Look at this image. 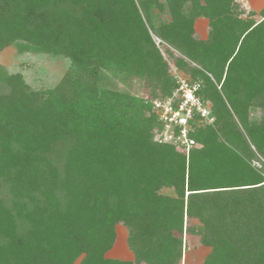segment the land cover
<instances>
[{"label":"trees","instance_id":"1","mask_svg":"<svg viewBox=\"0 0 264 264\" xmlns=\"http://www.w3.org/2000/svg\"><path fill=\"white\" fill-rule=\"evenodd\" d=\"M238 4L0 0V51L26 41L70 55L71 71L81 55L91 66L137 75L150 82L154 97L165 98L177 82L152 28L200 66L176 61L202 80L200 94L213 102L215 124L193 120L190 136L216 142L211 166L200 150L187 154L157 142L153 102L123 92L85 91L78 106L60 86L45 90L44 108H37L41 94L0 65V264H182L184 233L197 227L212 248L204 264H264V170L228 142L242 136L236 114L264 156L254 136L262 131L264 140V130L246 115L247 98L264 92V9L259 20L248 19ZM198 16L208 19L207 39L195 35ZM208 72L225 77L224 98ZM216 130L227 137L218 140ZM163 187L175 195L162 194ZM119 222L129 229L133 261L106 257Z\"/></svg>","mask_w":264,"mask_h":264},{"label":"rangeland","instance_id":"2","mask_svg":"<svg viewBox=\"0 0 264 264\" xmlns=\"http://www.w3.org/2000/svg\"><path fill=\"white\" fill-rule=\"evenodd\" d=\"M237 1L239 3V10H241L240 12L244 11L241 15L243 18L249 19V17H252L256 20L261 18V10L264 9V0ZM191 5L192 3L189 1L186 3L185 7H191ZM239 10H236L238 11V14ZM166 12L168 14L169 11L166 10ZM235 13L237 14V12ZM207 23L208 19L203 16L195 18L194 30L198 39L208 38L210 27L209 23ZM148 31L155 47L167 63L171 75H174L175 72H178V75H189L185 70L176 66L178 58L184 59L195 67H200L152 28H149ZM55 36L56 34H53L54 40L57 41L58 38ZM158 41L161 42L158 44ZM82 43H84V41ZM63 44L65 45H63L65 48H69L71 45L68 42ZM35 47L36 48L30 46L26 41H19L6 46L0 51V65L2 66L5 75L21 74L23 81L29 86V91L39 92V94H41L36 101L37 108H44V104L46 103L45 99L47 97L43 93L45 90L56 89L60 86H62L61 88L68 93L69 99L73 100L78 106L86 102L83 101L85 91L94 92L99 89L123 92L151 102L162 98L161 94L154 97L149 86L150 82H147L137 75H131L128 72L125 74L120 72L121 70L108 69L107 67L104 68L105 66H99L100 68L91 66L90 64L82 62L81 55H77L80 60L77 70L71 71L73 68V57L66 54L48 52L43 46H41V48H38L37 46ZM70 49L74 51V45H71ZM208 76L213 83L215 82L217 84L218 90L224 98L226 96L224 93V87L227 83V81L225 82V77L223 76L221 81H218L215 74L208 72ZM2 93L5 92L2 91ZM250 96L247 98V101L250 102L246 113L248 123L249 125L260 126L263 128L262 130H264V92L263 94L256 95V97ZM208 103L213 109V102L208 100ZM227 104L230 106L229 102ZM146 114H150L148 109ZM234 119L240 127L242 136L241 138L240 136L233 137V140L228 139L229 146L235 150V153H237L241 159L245 160L248 165L254 167L257 171L262 172L264 170V156L259 153L254 138L242 125L236 114H234ZM211 124H215V119ZM211 124L205 123V125ZM254 136L255 139L257 137L256 141H262L264 145L262 131L258 134H254ZM224 137H227V135L216 130V138L218 140L225 139ZM218 140L216 141L218 142ZM215 143L216 142H213L211 139L208 140V143H204L202 140H196V143L191 150H200L201 153L198 151L200 158L206 161L208 166H211L213 161L210 156L213 151L215 152ZM203 150L204 152H202ZM190 151H188L187 154H189ZM160 192L165 195H175V190L173 188L163 187ZM192 223L196 226L201 225L197 218L192 219ZM115 231V242L113 247L106 252V257L118 261H133L135 258L130 260L123 259L129 257V254L125 252L129 250L131 251L129 246L128 227L124 223L119 222L115 226ZM199 231L200 229L197 227V229H195L196 233L194 234L184 233L185 250L182 264H204L206 257L211 253V246L202 244V235Z\"/></svg>","mask_w":264,"mask_h":264},{"label":"built area","instance_id":"3","mask_svg":"<svg viewBox=\"0 0 264 264\" xmlns=\"http://www.w3.org/2000/svg\"><path fill=\"white\" fill-rule=\"evenodd\" d=\"M161 41H158V44ZM174 73L177 87L172 95L153 101V112L158 117L155 140L190 151L196 143L190 136L193 120L197 124L214 122L210 104L200 94L202 80H193L186 74Z\"/></svg>","mask_w":264,"mask_h":264},{"label":"crops","instance_id":"4","mask_svg":"<svg viewBox=\"0 0 264 264\" xmlns=\"http://www.w3.org/2000/svg\"><path fill=\"white\" fill-rule=\"evenodd\" d=\"M125 253H128L129 254V257L128 258H123V259H125V260L134 259V257H133L134 255H133L132 251L129 250V251H126Z\"/></svg>","mask_w":264,"mask_h":264}]
</instances>
